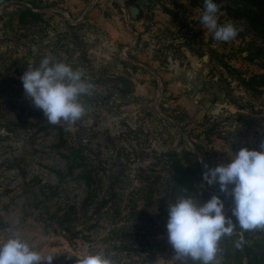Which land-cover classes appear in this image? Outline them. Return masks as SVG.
Instances as JSON below:
<instances>
[{
	"label": "rangeland",
	"instance_id": "374dc122",
	"mask_svg": "<svg viewBox=\"0 0 264 264\" xmlns=\"http://www.w3.org/2000/svg\"><path fill=\"white\" fill-rule=\"evenodd\" d=\"M134 1L126 0L125 5ZM27 2L43 8L35 11L48 26L18 28L20 3L29 7ZM135 3L147 19H153L155 9L170 17V27L153 23L151 45L162 68L171 67L167 59L177 58L174 66L188 69L174 77L185 78L186 99L195 112L183 113L182 105L173 104L180 89L177 83L175 93L169 94L167 85L173 86V80L141 79V87L146 83L148 89H136L130 76L119 80L115 62L102 64L89 56L95 42H90L91 26L72 21L69 25L51 10L57 3L0 0V241L18 233L37 251L53 250L48 255L54 257L52 264L95 252H103L113 264H180L166 231L167 206L173 203L168 197L171 163L180 160L190 169L197 196L203 191L230 196L218 184L204 181L205 164H227L240 148L259 150L264 144V87L252 94L237 79L264 74V34L222 9L218 23L235 24L238 35L227 42L215 40L200 24L204 0ZM130 13L126 10V17ZM186 50L195 55L192 60L183 57ZM43 57L80 69L92 85L79 98L84 116L70 126L48 123L24 92L21 75ZM60 133L65 146L59 144ZM84 170L95 174L94 189H86ZM223 200L225 215L235 222L233 202ZM241 234L259 261L252 264H264V229L239 228L234 244ZM218 247V264H238L222 239ZM251 260L250 255L242 264Z\"/></svg>",
	"mask_w": 264,
	"mask_h": 264
},
{
	"label": "clouds",
	"instance_id": "9594fccd",
	"mask_svg": "<svg viewBox=\"0 0 264 264\" xmlns=\"http://www.w3.org/2000/svg\"><path fill=\"white\" fill-rule=\"evenodd\" d=\"M219 4L204 0L200 24L213 34L217 41H230L238 35L235 24L218 23ZM29 64L20 79L24 92L32 104L41 109L50 124L61 121L72 125L80 121L85 107L80 102L92 85L85 82L83 72L70 64L49 57L39 60V65ZM203 179L208 185L218 184L221 192L231 196L232 216L225 215L224 200L213 195L197 204L191 197H180L167 206V240L180 264H218L219 241L231 235L234 226L242 231L264 229V144L260 149L242 147L234 152L230 162L209 167L205 164ZM232 186L229 189V186ZM244 242L241 234L236 247ZM53 256L35 250L21 235L13 233L0 241V264H52ZM77 264H113L103 252L86 253Z\"/></svg>",
	"mask_w": 264,
	"mask_h": 264
},
{
	"label": "crops",
	"instance_id": "0c3cea01",
	"mask_svg": "<svg viewBox=\"0 0 264 264\" xmlns=\"http://www.w3.org/2000/svg\"><path fill=\"white\" fill-rule=\"evenodd\" d=\"M46 1V0H41ZM49 2L57 3L55 9H51L57 12L58 15L63 16L69 25L71 21L74 23L87 22L93 30L89 34L92 42L95 39L94 45L91 46V50L88 53L89 56H93L97 61H101L102 64L115 62L116 66V76L118 78H126L130 76L133 84L137 85L136 89H147L150 88L143 83V87L140 85V80H154L157 77L163 79V81H172V85H167V91L169 94L175 93L174 86L178 83L180 89L176 94H172L173 104L182 105L180 108L183 113H190V109L195 112V107L193 103L188 101L186 98L187 92L185 88L188 83L185 82V78H175V74H181L183 70L186 73L188 69L182 65L175 67L177 58H173L170 62L171 67L162 68L160 62L155 57V50L152 31H154V26L158 28L170 27L167 24L169 21V16L162 10L157 11L156 9L152 11L154 13L153 19H147L146 14L137 8L136 1L131 2L130 5L126 6V0H113L114 5L110 4V0H91L86 2L84 0H48ZM143 2L144 0H139ZM162 3V1H160ZM160 3V4H161ZM91 4V6H90ZM145 5H148L145 3ZM135 9L136 14L133 16L126 17V10L131 11ZM156 8V7H155ZM158 8V5H157ZM147 10V9H146ZM152 20V21H151ZM151 21V22H150ZM151 25V26H150ZM165 29V28H164ZM168 30L171 28H167ZM173 31V30H172ZM97 34H100L103 38L102 43H97ZM185 49L184 47H182ZM187 61L192 60L195 55L189 51L183 52ZM179 63V62H178ZM174 72V74H173ZM187 81H195L191 78H186ZM178 81V82H177ZM183 83V85H182ZM139 93V91H138ZM180 98V99H179ZM213 106V104H212ZM217 107V106H216ZM219 109H223L224 106H218ZM197 110V109H196ZM41 253L48 256L53 250L51 249H41Z\"/></svg>",
	"mask_w": 264,
	"mask_h": 264
},
{
	"label": "trees",
	"instance_id": "16d2710c",
	"mask_svg": "<svg viewBox=\"0 0 264 264\" xmlns=\"http://www.w3.org/2000/svg\"><path fill=\"white\" fill-rule=\"evenodd\" d=\"M19 2L22 1H30V0H17ZM29 7H27L24 3H20V7L22 8L18 15H16V23L19 29L23 27H31L36 26L39 23L42 24V26H48L46 21L43 18V14L36 12L40 11L43 8L37 6L33 2H27ZM234 6V9L231 7ZM230 3H226V5L220 6L219 10L221 11L224 9L226 13L232 12V18L233 19H241L244 20L250 28L253 29V31L263 33L264 34V0H231ZM36 10V11H35ZM44 24V25H43ZM224 67L228 70V66L224 65ZM119 80L122 78H118ZM240 84L245 88V90L251 92L252 94H260L261 88L264 87V74H253L251 75L247 80L245 79H239ZM124 84V83H123ZM127 84V83H126ZM124 84L125 86H127ZM115 90L119 93H125L124 90L121 88L115 87ZM60 135V146L66 145V139L64 138L63 134ZM72 149V148H70ZM77 155V154H76ZM171 169L170 173L172 175V191L171 194L168 195V197L171 199V201L174 203L178 198L180 197H191L194 201H207L211 198L212 195L207 194L206 192H202L200 196H197L193 189L192 185V172L189 168L185 167L183 164H181L180 160H175L171 163ZM82 179L84 180L86 189L90 188L94 189V182L96 181L93 177L95 175L91 171L84 170L82 172ZM193 192L194 194L191 195L190 193ZM222 199H229V203L233 202L231 196H222ZM202 201V202H203ZM201 202V203H202ZM232 210V209H231ZM147 216V215H145ZM63 219L66 217V213L62 215ZM240 227L234 226V230L232 232V235L229 237L223 236L221 239L224 242V244H227L229 252H233V258L235 255V258L237 259L235 262L238 264L243 263V258H251L252 260L248 262V264H252V262L256 263L259 262L255 256H253L251 248L248 246V239H246V236L244 237V242L242 247L237 248L233 242V238L238 236V230ZM230 242V243H227ZM255 247H258V244H253ZM77 258L70 259L67 264H77ZM119 264V263H115ZM126 264V263H125Z\"/></svg>",
	"mask_w": 264,
	"mask_h": 264
},
{
	"label": "water",
	"instance_id": "95a60500",
	"mask_svg": "<svg viewBox=\"0 0 264 264\" xmlns=\"http://www.w3.org/2000/svg\"><path fill=\"white\" fill-rule=\"evenodd\" d=\"M131 14L133 15V16H135V14H136V11H135V9L133 8V9H131ZM203 59H205V57L203 58Z\"/></svg>",
	"mask_w": 264,
	"mask_h": 264
}]
</instances>
